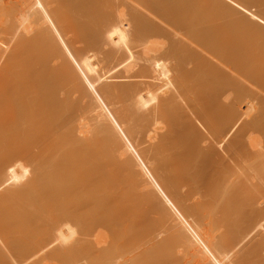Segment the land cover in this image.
<instances>
[{
    "label": "bare ground",
    "instance_id": "1",
    "mask_svg": "<svg viewBox=\"0 0 264 264\" xmlns=\"http://www.w3.org/2000/svg\"><path fill=\"white\" fill-rule=\"evenodd\" d=\"M0 264H264V0H0Z\"/></svg>",
    "mask_w": 264,
    "mask_h": 264
}]
</instances>
